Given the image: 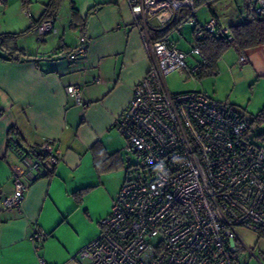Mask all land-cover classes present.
<instances>
[{"label": "crops", "instance_id": "obj_1", "mask_svg": "<svg viewBox=\"0 0 264 264\" xmlns=\"http://www.w3.org/2000/svg\"><path fill=\"white\" fill-rule=\"evenodd\" d=\"M49 1L0 5V35L23 33L20 53L9 59L0 49V264H87L77 253L97 236L127 177L126 141L115 122L150 65L127 0H59L54 30L38 36L30 23L42 19ZM197 1V27L215 16L229 30L246 18L248 3L257 11L251 0ZM79 36L87 39V52L69 59ZM219 62L230 72L237 68L247 84L264 82V45L243 54L229 49ZM69 85L81 89V104L67 97ZM44 144L59 158L54 171L29 184L20 209H3L12 171L25 170L16 150L37 156ZM35 232L45 239L34 242ZM244 252V264H264V246L256 255L255 248L239 247V264Z\"/></svg>", "mask_w": 264, "mask_h": 264}, {"label": "built area", "instance_id": "obj_2", "mask_svg": "<svg viewBox=\"0 0 264 264\" xmlns=\"http://www.w3.org/2000/svg\"><path fill=\"white\" fill-rule=\"evenodd\" d=\"M251 1L264 16V0ZM127 2L150 62L115 122L128 162H134L99 220L97 236L77 256L87 264H239L238 248H245L239 232L264 229V147L252 142L247 120L229 104L199 92L170 93L167 75L193 77L204 66L202 54L193 47L188 55L169 38L152 40L149 34L165 28L180 8L192 11L186 24L194 25L195 41L224 37L229 30L215 16L197 27L194 0ZM54 24V18L31 20L30 28L43 36ZM87 47L79 36L68 58L85 56ZM189 56L198 58L190 68ZM65 93L81 104L80 88L69 85ZM16 151L25 170L12 171V193L1 199L5 210L20 209L29 184L51 175L59 161L50 144L37 156ZM45 237L35 232L32 240Z\"/></svg>", "mask_w": 264, "mask_h": 264}, {"label": "rangeland", "instance_id": "obj_3", "mask_svg": "<svg viewBox=\"0 0 264 264\" xmlns=\"http://www.w3.org/2000/svg\"><path fill=\"white\" fill-rule=\"evenodd\" d=\"M199 17H201L200 14ZM169 38L177 45L178 49L188 55L190 54L192 46L194 45L193 27L191 25L182 24L178 29L170 33ZM231 53L233 52L226 53L224 58L229 59L230 55H233ZM196 60H198L197 57L189 56L187 60L188 67L190 68L195 65ZM217 73L218 75L213 78H204L201 81V85L193 77L185 74L172 73L166 77V86L172 94L199 92L219 102L228 103L248 123H252L253 117L264 109V82H259L258 86L255 84H247L245 82V75H241L237 68H233L230 72L220 62ZM249 134L254 144L264 147V121L259 124H252ZM133 162L134 157H131L129 165L133 164ZM120 173L121 175L124 174L123 172ZM120 173L116 174V176L109 177L110 185L115 186V182ZM245 231L241 230L239 236L245 245L249 248H255V255L258 254L262 251L264 239L257 238L258 236L255 233ZM239 261L241 264L245 263V252L239 256Z\"/></svg>", "mask_w": 264, "mask_h": 264}, {"label": "trees", "instance_id": "obj_4", "mask_svg": "<svg viewBox=\"0 0 264 264\" xmlns=\"http://www.w3.org/2000/svg\"><path fill=\"white\" fill-rule=\"evenodd\" d=\"M20 1L23 7L27 8L26 5L28 4V0ZM198 3L200 2L194 0V9L198 7ZM58 7L59 0H50L45 7L42 19H40L38 23L45 21L44 19L46 18H55ZM191 12L192 11L187 8L178 9L174 14L173 19L165 28L160 30H150L149 34L151 39L160 40L163 38H168L173 30L178 29L179 26L185 24L186 21L191 18ZM29 30H31V28H29ZM22 34L23 33L0 35V49H3L7 52L9 59L20 51L16 46V41L22 36ZM262 45H264V16L255 11L250 3H248L246 7V18L240 23L230 26L228 35L224 37L205 35L198 41L194 40V45L192 48L196 47L199 49L202 54L204 66H202L193 75V78L196 81L201 82L204 78L217 75V64L223 54L229 49H234L238 54H243L247 49ZM230 107L234 112H236L232 105H230ZM262 121H264V109H262L255 117H253L252 123H248V133H250L252 124H259ZM14 131V129H11L9 134L11 135L14 133ZM128 169L129 164L127 167V175L129 171ZM256 234L259 239H264V229H260Z\"/></svg>", "mask_w": 264, "mask_h": 264}]
</instances>
